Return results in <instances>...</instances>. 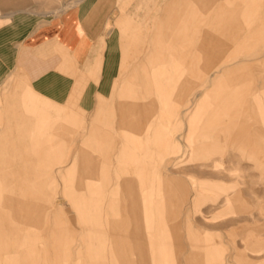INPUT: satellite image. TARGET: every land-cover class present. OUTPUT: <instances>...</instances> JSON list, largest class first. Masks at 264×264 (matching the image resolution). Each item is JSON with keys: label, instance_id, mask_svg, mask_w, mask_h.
Listing matches in <instances>:
<instances>
[{"label": "crops", "instance_id": "crops-1", "mask_svg": "<svg viewBox=\"0 0 264 264\" xmlns=\"http://www.w3.org/2000/svg\"><path fill=\"white\" fill-rule=\"evenodd\" d=\"M68 1L0 0V21H3L0 24V78L14 67L27 72L28 54L31 60L40 61L37 66H28V71L36 76L34 87L38 90L22 94L21 102L12 93L6 103L11 106L6 113L14 125H8V133L0 135L3 137L0 154L12 155L10 159L0 156V163L17 164L11 173H3L2 178L9 180L11 190L19 197L3 196V189H0V264H147V259L150 264H172L170 239L174 237L180 249L183 245L177 223L169 225L164 212L173 213L177 202L166 181L153 190L147 179V160L139 153L148 152L152 144L142 141L143 122L158 110L157 101L213 98L216 103H221L222 109L238 103L248 110L257 100H264V75L256 83L249 73L253 67H264V10L260 11L259 3H255L258 0H251L255 5H250L249 0H169L155 22L149 53L144 55V60L128 68L127 60L131 55L121 49L119 56L115 42L108 48L106 42L104 54L97 53L103 30L112 34L119 23L117 16L137 25L146 24L165 0H122L114 21L108 16V0H72L65 4ZM262 2L264 8V0ZM130 4L132 9L128 10ZM256 25L263 28L257 29ZM240 40L242 44H234ZM251 42L261 43L262 51H251L245 55L246 59L239 60L240 52ZM164 49L169 52L161 53ZM117 54L119 59L116 61ZM89 57H93V61L87 62ZM200 65L202 70L192 69ZM191 70L203 84L202 91L195 89L189 78L194 76ZM92 79L94 82L89 85ZM243 82L249 84L246 90L238 88ZM138 84L144 90L142 93L134 88ZM211 86L212 92H208ZM116 89L117 94L125 98L119 103L122 116L118 123L127 132L121 142L126 149L121 150L122 158L115 162L109 155L98 160L91 155L92 149L83 148L98 147L95 151L110 153L118 146L117 142L107 140L114 128L112 105ZM87 97L96 100L86 133L82 135L91 142L84 139L75 144L77 148H72L73 142L56 140L64 137L63 131L67 127L63 123L56 127L60 129L59 133L42 131L51 112L44 106V99L59 102L56 113L60 120L65 116L66 121L80 124L79 118H69L72 111L66 106L72 107ZM20 105L36 115L38 123L32 124ZM200 109L194 112L197 122L208 112L206 108ZM78 110L76 108L74 112ZM21 123L26 125L22 127ZM45 128L51 130L52 127ZM198 128L202 130V139L224 141L229 138V126L222 125V119L209 118L202 126L197 124L194 131ZM157 129L167 131V126H157ZM185 129L192 146L193 127L186 126ZM16 130L26 133L20 134ZM133 131L136 133H130ZM41 136L44 139L36 138ZM9 137L29 140L12 141ZM171 142L173 147L177 145L175 141ZM205 145L203 141L198 144ZM242 145L249 148L264 146V128L257 129L254 138L249 137ZM31 153H42L37 155L40 167L37 168ZM114 163L120 173L115 177L113 190L120 195L107 201L108 174ZM260 166L264 168V163L260 162ZM130 169L136 170V188L133 179L123 175ZM99 174L107 178L102 184L89 179V176ZM56 180L62 181L61 193L68 197L76 212L77 223L86 229L85 235H78L62 203L57 200ZM82 188L84 190L79 191ZM107 210L120 217L109 221L105 214ZM16 221L27 227L36 226L43 236L26 234L20 237ZM62 251V255L57 254ZM42 255L53 261H41ZM60 256L64 257V262ZM201 257L200 253L185 254L184 264H203L196 261Z\"/></svg>", "mask_w": 264, "mask_h": 264}, {"label": "rangeland", "instance_id": "rangeland-1", "mask_svg": "<svg viewBox=\"0 0 264 264\" xmlns=\"http://www.w3.org/2000/svg\"><path fill=\"white\" fill-rule=\"evenodd\" d=\"M168 1L165 0L160 5L156 15L149 19L146 24L137 25L126 18L117 16V8L122 0H108V16H111L110 21H114L113 19L117 16L116 22L119 23L116 25V28H113L114 32L112 34H107V30H103V37L98 44L97 53L98 51L104 52L106 42L107 48L109 44L111 45L115 42L119 47V56L121 49L123 53H128L132 56L127 60L128 68L135 66L141 59L144 60V55L149 53L152 45L151 39L154 33L155 22ZM70 2L72 0L65 4ZM248 3L255 5L251 0ZM255 3H259L260 11L264 10L262 8V0L255 1ZM131 9L132 4L128 7V10ZM1 23L3 21H0ZM255 28L262 29L263 26L256 25ZM105 39L108 41H105ZM240 42L241 40L238 42L235 41L234 44H242ZM262 49L263 46L261 43L253 44L251 42L247 49L240 52L242 54L238 56V59L242 61L247 58L245 55H249L251 51L259 53ZM167 52L169 51L165 49L161 50L163 54ZM118 54L116 61L119 59ZM27 59L29 61L28 66H37V63L40 64L38 59L31 60L32 58L29 54ZM93 59V57H89L86 61L90 62ZM200 61L203 62V59L201 58ZM28 66L26 68L27 72H20L19 68L14 67V69L5 73L0 78V135L8 133L6 129L8 125H14L13 122H10L11 116L6 113L11 107L9 104L6 105L10 100L8 97L14 93L15 98L21 102L22 94L28 91L38 90L34 87L35 82H37L36 76L34 77L28 71ZM170 69H173V67L170 66ZM192 69L202 70L203 66H194ZM193 70H191L192 75H194ZM249 73L257 83L264 75V67H253L249 70ZM189 78L194 83L195 89L203 90V84H201L195 75L189 76ZM93 82V79L90 80L89 85L93 84ZM140 86L138 84L134 88L142 93L144 90ZM247 87H249L248 82L238 84L239 89L246 90ZM207 90L208 92H212V86L208 87ZM117 92L118 89L114 92V104L112 105L114 110L112 124L114 128L110 130V136L107 140L117 142L118 146L114 147V152L110 153L95 151V149H99L98 147L83 148L86 150L92 149L90 151L91 155L97 157L98 160L104 155H109L115 162V160L122 158L123 153L121 150L126 149L125 146L121 145V142L124 141L127 132L118 123V119L122 116L119 103L125 100V98L119 96ZM138 94L140 93L138 92ZM43 101L45 102L44 106L48 110H51L49 116L46 117V121L43 123L44 128L42 131L44 133H59L60 129H56V127L60 123H63L67 127L63 131L64 137H58L56 140H63L69 143L73 142L72 148H77L74 146L75 144H80L81 140L86 139L87 142L92 141L82 137V135L86 133L85 128L89 123V114L92 112L91 109L94 108L93 103L96 100L89 97L82 98L78 104L72 107H65L72 111L69 118H79L81 120L80 124L74 121H66L64 119L65 116H62L64 120H60L61 117L56 113V109L59 108V102L57 100L49 98ZM202 103H206V105ZM157 104L158 110L148 115L145 122H143L144 129L141 131L143 134L142 141L149 142L152 146L147 149L148 152H141L139 155L145 156L147 160L145 173L147 174V179L152 183V189H156L160 183L162 184L163 181H166L169 189L176 198L177 207L175 211L169 213L166 210L164 212V219L169 225L177 223V230L182 241L183 249H180L176 245L177 243L174 237L170 239V246L172 247L170 249L172 253L170 262L172 264H184L183 255L193 252L202 255L196 261H200L203 264H264V168L260 166V162L264 163V146H258L259 148L252 146L249 148V146L242 145L249 137L254 138L257 129L264 128V100H257L253 103L252 109L248 108V110H245L243 105L238 103H233L227 108L223 107L224 109H222L221 103H216L215 99L208 98L201 100L199 97L198 99L182 102L174 100H169L167 103L157 101ZM198 105L201 106L198 107ZM19 107L24 110V115L30 119L32 124L38 123L36 115L25 111V106L23 105ZM76 108L79 109V112L75 113L74 110ZM197 108H201L200 110L204 108L208 109L206 114L201 115L202 117L199 122H197V117L195 118L196 114H194ZM209 118L214 119V121L222 119V125L229 126L228 139L224 141H221L219 138L202 139L200 137L201 128L194 131V127L197 124L202 126ZM23 125L26 124L21 123L22 127ZM161 125H166L167 131L157 129V126ZM48 126L52 127L51 130H46L45 127ZM186 126L193 127V137L190 138L193 143L192 146L189 145V140L186 138ZM16 132L18 131L16 130ZM19 132L20 134L26 133ZM134 132L136 133V131L130 133ZM36 138L42 140L44 136ZM0 139H3V137H0ZM8 139L21 142L29 140L26 137H9ZM171 141H175L177 145L173 147ZM202 141L206 145L198 146ZM21 149L27 148L22 147ZM35 149L38 148L35 147ZM102 149L105 150L106 148ZM11 155L10 153L0 154V156L8 159H10ZM24 155L28 154L25 153ZM29 155H33L37 168L40 167L41 162L37 161V155H42V153H31ZM131 156L133 157V154ZM132 157L129 158L130 161H132ZM168 160H170V164ZM16 164L17 162L13 165L10 161L0 163V168H2L0 170V189H3V196L19 197L17 193L11 190L9 180L2 178V174L11 173L13 168L16 167ZM119 171L116 163L109 169L108 175L110 182L108 189L105 191L106 195L104 194L107 201L109 198L117 195L113 189H115V177L120 173ZM123 175L133 179V184L136 188L138 178L136 170L130 169L129 172ZM89 179L98 184H102L107 180L102 174H99L97 177L89 176ZM61 182L60 180L55 181V196L62 203L63 210L72 227L78 232V235H85L86 229L77 223L76 212L71 207L68 197L61 193L63 189ZM83 190L82 188L79 191ZM119 195L120 193L117 197ZM105 214L109 221L120 217L110 214L108 210L105 211ZM139 215H142L141 212ZM101 218L105 220L106 217L102 215ZM15 225L21 231L20 237L26 234L38 237L43 236L42 230L36 226L30 225L27 227L18 221L15 222ZM142 229L144 228L142 227ZM170 232L173 235L172 230ZM196 239L199 242H195ZM145 251L148 255L146 240ZM50 254L53 255L54 252L51 251ZM57 254L62 255L63 251ZM60 258L64 262V257L60 256ZM45 259V255H42L41 261ZM50 259L52 258L50 257ZM50 259H46V262L53 261ZM110 263L115 264L114 262ZM147 264H150L148 259Z\"/></svg>", "mask_w": 264, "mask_h": 264}]
</instances>
